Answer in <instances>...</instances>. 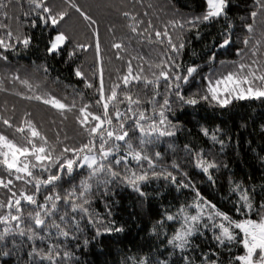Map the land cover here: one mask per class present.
<instances>
[{"label": "trees", "instance_id": "trees-1", "mask_svg": "<svg viewBox=\"0 0 264 264\" xmlns=\"http://www.w3.org/2000/svg\"><path fill=\"white\" fill-rule=\"evenodd\" d=\"M0 2L7 4L6 11L9 16V19L5 20L0 14V23H7L14 32L19 31L32 37L27 48L18 46L16 52L8 50L5 52L8 56L7 61L0 59V118H7L17 126L24 119H31L41 134L46 135L51 142H56L58 135L60 141L77 146L81 142L86 143L89 138L75 120L78 109L87 104L91 112L100 113L103 110L102 105L96 104L99 98L97 89L101 81V69H103L102 78L106 92L113 83H121L118 77L127 73L129 61L132 64L133 74L139 72L142 77L151 79L152 73L158 71L155 65L159 63L161 53L164 51V45L155 38V30L162 31L164 25L173 18L187 19L189 16L199 15L205 11V0H75L96 23L89 27L88 22L75 9L70 10L71 14L59 25L60 29L66 31L70 40L61 45L58 50L48 52L49 41L55 36L53 31L55 26L46 27L37 18L36 13L31 11L30 0H0ZM47 2L60 6L65 0H47ZM253 6L254 0H229L226 9L227 20L220 17L200 23L198 29L185 30L183 35L185 47L181 50L178 62L185 67L189 64L200 66L199 72L184 88L185 95L203 87L200 80L201 74L217 75L234 71L239 63H249L253 59L264 63V43L257 45L259 51L255 56L251 51L257 39L264 41V37L261 36V32L264 31L261 17H257L256 27L252 33L243 27L244 24L251 22L248 14L253 10ZM3 11L0 9V13ZM26 12L31 14L24 17L23 14ZM124 12L131 13V17L122 15ZM34 19L37 22L32 25L31 20ZM130 20L133 23L136 20L140 21L137 25L138 34L129 29ZM229 22L232 25L231 29H228ZM93 29L97 31L93 32ZM226 29L231 35L230 43L223 48L214 47V44H219L224 38L221 34ZM197 30L200 33L199 36L196 35ZM169 31L174 39L179 34L178 30H173L171 25H169ZM0 34H3L2 30ZM245 36H248L250 40L247 45L243 43ZM97 38L99 58L96 51ZM117 42L122 44L119 50L113 47V44ZM77 43H86L89 46L77 49L75 48ZM237 49H240L239 53ZM73 50L75 54L69 57L68 52ZM212 52L216 53L215 63L208 61ZM221 61L224 62L223 67L220 66ZM77 68L84 73L83 77L75 75ZM140 69L143 71L141 72ZM17 74L21 80L28 79L36 92L29 90L26 85L20 83V80L15 79ZM86 80L93 86L88 87L85 84ZM152 89V85L146 87L141 81L132 82L131 87L127 89L133 93L134 98L137 94L139 95V98L144 101V106L148 108V114H151V106L147 104V98L152 95ZM124 90L121 83L118 89L121 99H123ZM160 91H164L163 81H161ZM37 92L45 98L55 96L64 103H75L76 107L62 114L60 110L45 104L43 100L27 98L34 96ZM118 107L122 113L126 111L124 103L118 104ZM110 110H112L111 104ZM25 113L28 114L27 117ZM128 115L131 116V113ZM168 118L173 124H178L174 130V136L161 137L154 145L146 147L150 153L159 151L162 158L157 160V164L173 172L177 176V183L180 179H184L186 184L191 185L190 187L177 188L164 179H154L143 188V191L147 193L145 198H141L132 188L118 182L113 186L114 195L111 192L103 196L99 192L96 193L97 198L93 200L91 210L98 213L101 220H114L117 225H125V231L105 234L95 241L91 239L92 233L89 230L80 234L79 240L76 241H73L72 237L57 236L56 229L52 227H48L45 232L44 229L51 224V220L45 218V225L36 226L34 220L27 214L34 213L38 209L22 201L19 227L25 230V234L20 235L19 232L14 231L0 240V264H47V261H42L37 256L30 257L28 253L32 250L33 244L37 249L47 251L50 243L61 244L66 246V250L74 251L75 257L71 264H124L126 258L130 260L136 256L143 257L149 251H152L153 259L156 257L165 259L172 248L166 244L162 229H157L158 234L151 231L154 222L160 219L165 210L174 214L180 205H194L196 190L214 203L219 210L229 213L235 219L241 218L235 212V207L238 206L236 201L241 193L232 191L235 187L233 181L239 183L242 188L248 189L254 204L264 199V160H261V157H264V130L260 128V125L264 124V101L234 100L223 111L218 106L201 104L199 107H181L179 102H176ZM201 126L209 128L219 126L222 134L217 133L218 140L213 142L200 132ZM0 130H5L9 138L19 139L18 134L13 136V129H6L2 120H0ZM65 137H67L66 141ZM137 139L138 135L133 134L134 146L139 147L136 143ZM219 140L224 141L223 149L220 147ZM120 143L123 148V143ZM186 144L193 149L192 153L185 150ZM201 150H203L204 159L219 165L210 169L209 173H204L202 169L195 166L196 153ZM114 156L115 154L113 159ZM172 161L180 164L179 171L169 167ZM130 166L135 167V162L130 161ZM123 167L121 164L120 169ZM33 171L35 175L46 178L40 170ZM87 171V168L78 171L76 180L86 176ZM182 173H186V177ZM209 174L214 183L208 180ZM0 176L5 180L13 179L14 192L21 188L29 192L34 191L32 185L16 181L14 176L9 177L2 165H0ZM69 183H64L62 187H69ZM60 187L57 186V190ZM52 190L42 186L37 196L38 202L43 203V196ZM157 193L160 195L157 196ZM9 194L7 189L0 186V201L5 203V207L0 208V215L8 212L6 205ZM57 203L60 213L54 219L60 223L59 214L68 209H65L62 202ZM190 211L193 210L190 209ZM252 212L255 218V207ZM12 214L17 215L15 211ZM4 226L0 222V232L3 231ZM11 226L16 227V222H11ZM61 227L65 225L62 224ZM177 227H179L178 223L167 221L163 225V229H166L169 236ZM28 228L47 238L44 241H40L39 237L29 240ZM81 228H85V225L82 224ZM215 231L218 234V230ZM213 232L212 228H208L203 233L194 234L193 244L199 247L189 248L184 254L194 257L196 264H199L202 253L210 249L215 250L216 255L212 258L218 259L220 264H228L230 258L243 254L242 246L228 241L221 245L213 238ZM85 237L89 239V243L82 244L79 249L75 248V244L82 243ZM3 252H7L8 255H3ZM179 255L177 250V256ZM172 260L173 264H180L176 257Z\"/></svg>", "mask_w": 264, "mask_h": 264}, {"label": "snow or ice", "instance_id": "snow-or-ice-1", "mask_svg": "<svg viewBox=\"0 0 264 264\" xmlns=\"http://www.w3.org/2000/svg\"><path fill=\"white\" fill-rule=\"evenodd\" d=\"M229 0H205V11L199 15L189 16L187 19L173 18L164 25L163 30H155V38L164 45V51L161 53L159 63L155 65L157 72L152 73V78L142 77L139 72L133 74L132 64L129 61L128 71L122 77H118L121 81L124 91L118 92L121 83H113L110 89L106 92L104 88L101 69V81L97 89L98 100L97 105H102V112L95 113L88 110L89 105L78 109V114L75 116L76 122L81 126L82 130L88 134V141L81 142L79 145L68 144L60 141L59 136L56 137V142H51L46 135H42L36 124L31 119H24L18 126L13 125L12 121L7 118H0L6 129H13V136L19 135V139L9 138L5 134V130H0V165H2L9 177L14 176L16 181L25 182L34 187V191H26L21 188L17 192L12 190L13 179L5 180L0 176V186L7 189V208L8 212L5 215H0V222L5 226L0 232V240L10 232H19L20 235L25 234V230L19 227L21 220V204L27 202L35 206L38 210L29 212L27 215L34 220L36 226L45 225L48 218L51 224L45 227L47 232L48 227L56 229L57 236L65 238L72 237L73 241L79 240L80 234L85 230L92 233L91 239L95 241L98 237L105 234L121 233L125 231V225H117L114 220H101L99 214L91 210V204L96 197V193H101V196L107 195L110 192L114 195L113 186L118 182L121 185L128 186L136 191L141 198H145L147 193L143 191L146 184L152 180L164 179L172 185L179 187H190L184 179H180L177 183V176L166 168L157 164V160L162 158L159 151L150 153L146 146L154 145L161 137H172L175 134V129L178 124H173L169 120V115L172 114L173 105L179 102L181 107L194 106L199 107L201 104L209 106H218L221 111L225 110L232 104L234 100H262L264 101V63H260L253 59L249 63H239L234 71H226L217 75H200L203 87L193 93L185 95L184 88L189 85L190 79L199 72L200 66L197 64H189L186 67L178 62L181 50L185 47L183 35L185 30L192 31L202 22H209L214 19L227 16V6ZM31 11L35 12L37 18L47 26H55L54 38L49 41L47 47L48 52L58 50L61 45L70 40L66 31L59 28V25L71 14L70 10L75 9L91 27L96 21L84 11L75 0H65L63 5L49 4L47 0H30ZM0 9L4 11L5 20L9 19L7 4L0 2ZM31 13H24V17H28ZM125 17H131V13H122ZM251 18L250 23L243 25L249 33L255 30L257 17H261V23L264 24V0H254L253 10L249 12ZM36 20H31V24L35 25ZM140 23L136 20L133 23L129 22V29L133 33L138 34L137 25ZM151 25V21H149ZM169 25L173 30H178L179 34L173 38L169 31ZM232 25L229 22L228 29ZM226 29L221 35L224 37L219 44H214V47L223 48L228 45L231 40L229 30ZM0 59L7 61L8 56L5 52L11 50L18 51V46L27 48L32 37L23 34L19 31L14 32L12 27L7 23H0ZM93 29V32H96ZM196 35L200 33L197 30ZM264 37V31L261 32ZM151 39V34H149ZM15 41V43H13ZM243 43H250L249 37L245 36ZM264 43L261 39H257L252 47V55L255 56L259 49L257 45ZM89 45L77 43L75 48L84 49ZM113 47L119 50L122 44L117 42ZM97 58H99V40L96 41ZM240 52V49H237ZM75 54L74 50L68 52V56L72 57ZM119 55V51H117ZM216 53L212 52L208 57V61L215 63ZM224 62H220L223 67ZM45 71L47 69L45 68ZM142 72L143 69H140ZM259 73V74H258ZM77 77H83L84 73L79 68L75 69ZM15 79L20 80V83L26 85L27 88L36 92L33 84L28 79H20L17 74ZM141 81L147 87L152 85V95L147 98V104L151 106V114H148V108L144 106V101L133 93L128 88L132 82ZM161 81L164 84V91H160ZM85 84L92 87L87 80ZM24 95V93H19ZM160 97V99H157ZM28 99L43 100L45 104L60 110L61 113L72 111L75 103L68 104L55 96L45 98L38 92L34 96L27 97ZM124 103L126 111L122 113L118 104ZM110 104L111 109L110 110ZM131 113V116L128 114ZM27 117L28 114L25 113ZM66 118V117H65ZM115 121V123H114ZM261 130H264V124L260 125ZM200 132L209 137L213 142L218 140L217 133L222 134L219 126L209 128L200 127ZM133 134L138 135L136 143L139 147L134 146L132 140ZM67 137H65V141ZM98 141V143H97ZM124 147L121 148V143ZM221 149L224 147V141L219 140ZM185 150L189 153L193 149L189 145H184ZM123 152V155H121ZM113 154H115L113 159ZM264 160V157H261ZM130 161L135 162V167L130 166ZM123 164V169L120 165ZM195 166L202 169L204 173H209L210 169L216 168L219 165L203 158V150L196 153ZM169 167L174 171L180 170V164L172 161ZM87 168V175L76 180L78 171H83ZM160 168V171L156 169ZM120 169V170H118ZM33 170H40L46 175V178L37 176ZM186 177V173H182ZM208 180L214 183L212 176L208 175ZM70 182V183H69ZM69 183V187L64 188L62 185ZM235 187L233 192H240V196L236 201L238 206L235 207L236 214L241 218L235 219L229 213L219 210L214 203L204 198L199 190H196V199L194 205L186 204L177 207L173 214L169 210H165L160 219L154 222L151 231L158 234L157 229H162L165 233L166 244L171 246L172 251L168 252L165 259L156 257L153 259L152 251H149L145 256H136L130 260L126 258L124 264H173V257L180 261V264H196L194 257H189L184 253L189 248L199 247L193 244L194 234L203 233L208 228H212L213 238L221 245L225 241L236 242L242 246L243 254H237L229 259L228 264H264V199L258 204H254L252 197L249 195L246 187L235 181L232 182ZM42 186L52 188L53 190L43 196V203L38 202L37 196L41 192ZM57 186H61L57 190ZM63 193V195L61 194ZM157 196L160 193L156 194ZM155 198V197H153ZM58 201L62 202L65 209L62 214H59L60 223H57L54 217L60 213ZM50 205V206H49ZM4 201H0V208H4ZM256 208L255 218H253L252 209ZM193 210V211H190ZM247 211H244V210ZM13 211L17 215H13ZM110 214V213H109ZM16 222V227L11 226V222ZM167 222L178 223L179 227L173 229L172 235H168L163 225ZM211 221L212 223H208ZM65 227H61V225ZM85 228H81V225ZM215 230H218V234ZM238 230V231H237ZM28 239L35 240L39 237L40 241H44L47 237L39 235L38 232L27 229ZM89 239L85 237L82 243H76L75 248L79 249L82 244L87 245ZM177 250L180 255L177 256ZM231 251V249H229ZM3 255H8L3 252ZM30 257L37 256L42 261H47V264H71L75 257V252L66 250V246L61 244L50 243L47 246V251L37 249L35 244L32 250L28 253ZM216 255L214 249L208 252H203L199 264H220L218 259L212 258Z\"/></svg>", "mask_w": 264, "mask_h": 264}]
</instances>
